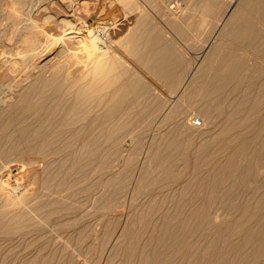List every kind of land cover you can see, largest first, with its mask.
<instances>
[{"label":"bare ground","instance_id":"obj_1","mask_svg":"<svg viewBox=\"0 0 264 264\" xmlns=\"http://www.w3.org/2000/svg\"><path fill=\"white\" fill-rule=\"evenodd\" d=\"M122 1L0 0V264H264V0Z\"/></svg>","mask_w":264,"mask_h":264},{"label":"rangeland","instance_id":"obj_2","mask_svg":"<svg viewBox=\"0 0 264 264\" xmlns=\"http://www.w3.org/2000/svg\"><path fill=\"white\" fill-rule=\"evenodd\" d=\"M80 1H82V0H80ZM84 1H89L90 2V4H91V9L90 10H92V12H95V13H97L99 10V12L100 13H102V15L99 13V15H101V16H103L104 14L103 13H105V12H107V10H108V8H109V4H113L114 6H116V8L118 9V11H119V14H121L122 12H123V10L124 9H122L121 7H124L122 4H120L121 2H123L122 0H84ZM145 1H147V0H145ZM169 1V0H168ZM174 1H177L176 3H177V5H179V8H181V6H183V8H185L184 7V5H187V6H189L191 3H192V1H194V0H174ZM189 1V2H188ZM120 2V3H119ZM101 3V4H100ZM148 5H149V3L148 2H146ZM99 6V7H98ZM119 6H121V7H119ZM150 6V5H149ZM191 6V5H190ZM92 7H93V9H92ZM98 7V8H97ZM151 7V6H150ZM97 13V14H98ZM195 15H198V13L196 14V13H194L193 14V16H195ZM161 16H154L153 18H152V20H154V22H156V23H159V22H161V23H159V24H162L163 22H165V21H163L164 19H163V17H162V19L160 18ZM156 18V19H155ZM161 19V20H160ZM160 20V21H159ZM203 26H205V28H203L202 26L199 28V29H197L196 30V32L199 30V32H197L196 33V36H188V37H186V38H179L181 41H178V47L179 48H183L184 50H186V55H187V57L189 56H191L192 55V53H193V51H194V47H192L191 48V46H194L193 45V43H194V41H195V39H196V41H199V40H202V39H204L203 37L204 36H206V33L209 35L210 33H209V31H211V30H207V29H210V27H209V25L207 24H205V25H203ZM204 29V30H203ZM204 32V33H203ZM206 32V33H205ZM194 35H195V33H193ZM199 36H198V35ZM201 34V35H200ZM205 34V35H204ZM169 36H171V37H173V34H171V32H170V35ZM175 37V36H174ZM173 37V38H174ZM195 38V39H194ZM176 40H179V39H177V38H175ZM193 106H191V108H189V110L188 111H190V113H193V114H191L192 115V117H199V119L201 120V116H200V114H199V109L198 108H195L194 110H193V108H192ZM191 110H193L192 112H191ZM190 115V114H189ZM202 121V120H201ZM159 125L158 127H160V122H157V123H155L154 124V126L155 125ZM208 124V125H207ZM199 126H202V122H201V124L200 125H198V127ZM205 126H207L208 128L210 127V125H209V122H206L204 125H203V127H200L199 128V131H202V132H206L207 130H208V128L207 127H205ZM198 127H197V130H198ZM168 128V126L166 127V129ZM201 129H203V130H201ZM207 129V130H206ZM152 132H156L154 129H152ZM203 140V139H202ZM144 147H146L145 145L144 146H142L141 148L143 149H141V150H139V151H141V152H138V155H140L141 157H139V156H137L136 155V166H139V164L143 161V158H144ZM125 152H127V151H125ZM143 152V153H142ZM140 153V154H139ZM142 154V155H141ZM143 157V158H142ZM142 158V159H141ZM138 164V165H137ZM136 169H137V167H136ZM136 172V171H135ZM123 210H125V208H120L119 209V211L118 212H124ZM120 212V213H121ZM121 217V216H120ZM120 217H117L115 220H113V221H111L110 222V226H108V230H107V233H106V235L105 234H102L101 232H100V234H99V236L97 237V239L98 238H100V242H102V243H100V242H98V249H97V253L95 254V256H94V259H93V261L91 262V264H108L109 263V261H106V259H107V257L109 256V254H110V250L109 249H111V251H112V249L116 246V243H117V240H116V238L115 239H113V237L117 234L116 232H118V230L117 229H119V225H121V223H122V219H123V217H121V219H120ZM118 219H120V221L118 220ZM116 221H118V222H116ZM110 227V228H109ZM114 227V228H113ZM113 229H115V231L113 230ZM109 232V233H108ZM113 232V233H112ZM111 233V234H110ZM110 234V235H109ZM111 236V237H110ZM101 237H103V238H101ZM106 238H108L109 239V241L108 240H106ZM113 239V240H112ZM108 241V242H107ZM100 243V244H99ZM103 243H105L106 245H104ZM115 243V244H114ZM113 244V245H112ZM100 245L102 246V248L100 247ZM115 245V246H114ZM110 246H113L112 248H110ZM99 251V252H98ZM104 252V253H103ZM99 254V255H98ZM104 254V255H103ZM98 256H100V257H98ZM56 261L58 260V262L60 263V264H67V261H66V259H63L62 257H60V259L59 258H57V259H55ZM79 261V260H78ZM79 264V263H78ZM85 264H90L89 262L88 263H85Z\"/></svg>","mask_w":264,"mask_h":264},{"label":"built area","instance_id":"obj_3","mask_svg":"<svg viewBox=\"0 0 264 264\" xmlns=\"http://www.w3.org/2000/svg\"><path fill=\"white\" fill-rule=\"evenodd\" d=\"M191 123L195 126H198L201 124V120L199 119V117H191Z\"/></svg>","mask_w":264,"mask_h":264}]
</instances>
